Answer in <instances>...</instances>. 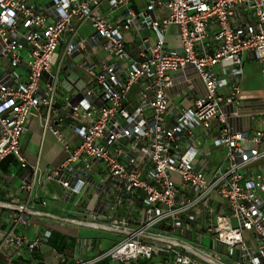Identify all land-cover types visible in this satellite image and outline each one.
<instances>
[{
  "label": "built area",
  "instance_id": "1",
  "mask_svg": "<svg viewBox=\"0 0 264 264\" xmlns=\"http://www.w3.org/2000/svg\"><path fill=\"white\" fill-rule=\"evenodd\" d=\"M104 5L123 13L112 20ZM85 26L89 35L80 34ZM132 29L155 38L141 36L133 53L125 38ZM246 52L259 62L264 88V0H143L139 10L130 0H0V163L14 155L27 167L21 138L36 116L68 153L47 179L94 205L91 220L62 221L121 236L72 264H264V172L249 174L264 161V131L250 139L230 123L240 116ZM78 68L85 75L72 77ZM178 74L204 85L189 108L170 104ZM214 120L221 128L213 145L227 153L208 170L198 166L195 130ZM22 180L32 195L31 174ZM0 209L10 211L0 219L3 244L32 253L48 241L49 231L23 233L41 215L28 203L0 201Z\"/></svg>",
  "mask_w": 264,
  "mask_h": 264
},
{
  "label": "crops",
  "instance_id": "2",
  "mask_svg": "<svg viewBox=\"0 0 264 264\" xmlns=\"http://www.w3.org/2000/svg\"><path fill=\"white\" fill-rule=\"evenodd\" d=\"M130 3L136 10L143 6V0H130ZM102 12L110 19L116 20L123 13V9L112 10L104 5ZM166 14L167 10H161V15ZM87 29H90V27L85 26L83 28L84 32ZM215 30L216 28H211L209 30L210 34ZM84 32L81 28L80 34L82 35ZM176 34L177 29L171 27L167 36L170 43H175ZM134 35L135 39L133 38ZM141 36L154 39L155 33L152 30L136 31L135 29L125 33L128 48L133 53L136 52V42ZM207 42L213 47L216 46L211 37L208 38ZM243 67L242 91L239 96L241 100L240 116L231 118L230 123L234 131H246L251 139L255 131H264V88L260 64L249 52L243 54ZM84 75L82 69L78 68L72 77L82 78ZM176 77L178 78L176 84L167 91L170 104L180 108H189L203 94L204 85L195 74H193V84L180 82L179 74ZM229 91L230 87L224 89L222 93L226 94ZM225 110L231 112L233 108L226 107ZM220 128L218 121L214 120L211 129L198 128L195 130L196 142L200 149L199 159H201L198 166L212 170L224 162L227 148L213 145V140L219 135ZM66 133L75 141L73 136L68 132ZM48 135H50L52 141L49 149L45 151L44 147ZM246 146L256 147L257 145L252 141H248ZM258 148L264 150V138ZM21 150L28 163L26 168L22 167L14 155L6 157L0 163V201L8 203L26 202L34 211L41 213V215L31 216L30 225L23 230L27 237H41L48 231L51 235L41 247L35 249L32 253H28L26 250L18 251L3 244L0 229V264H5L9 257L14 258L13 264H72L78 257L90 259L96 256L100 250L112 248L121 238L120 235L78 223L62 221V219L91 220L90 213L93 211L94 205L87 193L67 195L59 182L47 179V174L63 162L68 157V153L63 150L50 132L43 135L41 121L36 116H31L28 119L27 130L21 138ZM215 151H219L221 154L218 160L214 158ZM36 164H38L40 170L34 176L33 166ZM249 168V174L264 172V161L253 163ZM27 172L31 174V179L35 181L32 195H30V191L20 188L23 176ZM42 201H46L47 204L42 205ZM8 213L10 211L0 209V219L7 217ZM105 219V216H102L99 220L104 221ZM5 225L3 224L4 227ZM154 261L140 260V264H153ZM95 264L131 263H115L106 258Z\"/></svg>",
  "mask_w": 264,
  "mask_h": 264
},
{
  "label": "rangeland",
  "instance_id": "3",
  "mask_svg": "<svg viewBox=\"0 0 264 264\" xmlns=\"http://www.w3.org/2000/svg\"><path fill=\"white\" fill-rule=\"evenodd\" d=\"M41 1H46V0H41ZM93 30L90 28V29H87L86 30V32H84V30H83V32L84 33H82V34H85V35H89L91 32H92ZM66 76H68V73H66L64 70L61 72V77L63 78V77H66ZM51 137H50V135H48V138H47V141H46V143H45V147H44V149H45V151L46 150H48L49 149V147L51 146ZM214 155V158L215 159H219L220 158V152L219 151H215V153L213 154ZM248 236V235H247ZM206 242H208V238L206 239Z\"/></svg>",
  "mask_w": 264,
  "mask_h": 264
},
{
  "label": "water",
  "instance_id": "4",
  "mask_svg": "<svg viewBox=\"0 0 264 264\" xmlns=\"http://www.w3.org/2000/svg\"><path fill=\"white\" fill-rule=\"evenodd\" d=\"M78 99H81V97L79 96Z\"/></svg>",
  "mask_w": 264,
  "mask_h": 264
}]
</instances>
